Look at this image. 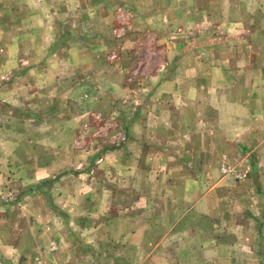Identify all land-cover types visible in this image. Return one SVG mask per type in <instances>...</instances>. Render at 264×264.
Wrapping results in <instances>:
<instances>
[{
    "label": "rangeland",
    "instance_id": "obj_1",
    "mask_svg": "<svg viewBox=\"0 0 264 264\" xmlns=\"http://www.w3.org/2000/svg\"><path fill=\"white\" fill-rule=\"evenodd\" d=\"M44 1L89 47L80 99L18 44ZM23 51L58 93L0 114V264H264V0H0V88Z\"/></svg>",
    "mask_w": 264,
    "mask_h": 264
},
{
    "label": "crops",
    "instance_id": "obj_2",
    "mask_svg": "<svg viewBox=\"0 0 264 264\" xmlns=\"http://www.w3.org/2000/svg\"><path fill=\"white\" fill-rule=\"evenodd\" d=\"M44 2L45 4H49V5L47 7H42L39 9L37 8L29 9L25 14L19 15L20 23L18 24L17 27V29L19 30L18 44H20L19 42H21L22 40L30 39L31 36H34V38L30 39L32 44L38 45L40 43L43 47L47 46L46 48H53L54 52L51 53V56L48 57V60L56 62L58 64V67L56 69L58 79L63 76L61 75L62 71H60L59 68V65L62 63L65 64V66H67L66 68H70V72L66 73L67 75L70 74V76L66 77L67 76L66 75L65 77H63V79H65L66 81L73 80L76 73H78L80 76V72H81L82 80L78 83L75 82L74 85L69 90L74 95H76L74 96L75 100L80 99V97L82 98L83 96L87 95V93L89 92L88 89L90 88V84H89L90 73H85L83 71L85 65L84 64L85 48L89 50V47L85 44L84 39H82V41L80 39H77L78 40L77 42H72L71 39L67 38L68 40L61 39L62 41L58 43L59 34H60V29L58 26L59 24H57L56 22H52V20L56 18L58 20V18L64 16L63 14H67L68 11L62 12V10L54 8L53 4H50V2L48 1H44ZM83 25L82 28H84L83 30H85V27ZM38 32L46 33V35L39 36L40 38H42L40 40V38L38 37ZM39 60H41L40 63ZM226 60L227 59H225L224 61ZM19 61H23L26 64L29 63L31 65H35L34 69L36 71L33 77L30 75V73L26 72V69L24 70V72L19 74L22 76H20L21 78L19 81L20 86L17 89V91L12 90L10 87L0 88V114H2V116L6 119L11 117V112H14V108L12 106L14 103H11L10 100H13L15 96H17L18 99H21L19 103L20 105H25V104L27 105V99L28 97H30L31 101H33L32 103L34 105V108H36V110L38 109L41 111L44 108L45 104H51L49 98H51V96L53 97V95L55 96L58 93L56 91L57 87L51 89L50 86L43 85L42 83V81H44V74L42 73V71L45 69L46 64L50 66V63L47 61V58L41 57L39 59L37 58V56L34 55L33 56L25 55L23 51V55L20 54ZM39 65H42L41 72L39 69L40 67ZM76 80H78L77 76L73 81ZM166 81L168 80L166 79ZM163 86L164 85H161V87ZM163 90L164 93L162 94V100L164 98H168L174 103L176 104L178 103L179 90L177 92L176 91L172 92V88H170V90H166V88H164ZM167 93L168 95H166ZM39 114H41V112ZM153 124L151 126H153L152 127L153 129H155L154 126L155 124L154 125ZM140 128L141 126L139 125V122H134V124L131 125V130L133 132H136V134L134 133V136L137 138L139 137ZM149 130H150V126L148 127V131ZM148 153L154 154V152L151 151H148ZM262 206H264V203H262ZM261 212H262V216L264 217L263 207H261Z\"/></svg>",
    "mask_w": 264,
    "mask_h": 264
},
{
    "label": "built area",
    "instance_id": "obj_3",
    "mask_svg": "<svg viewBox=\"0 0 264 264\" xmlns=\"http://www.w3.org/2000/svg\"><path fill=\"white\" fill-rule=\"evenodd\" d=\"M112 57H114V55H112Z\"/></svg>",
    "mask_w": 264,
    "mask_h": 264
}]
</instances>
